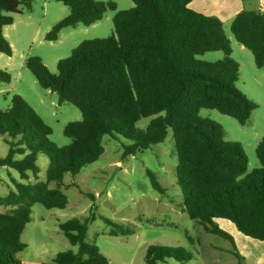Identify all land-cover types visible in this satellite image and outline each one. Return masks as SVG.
<instances>
[{
  "label": "trees",
  "instance_id": "1",
  "mask_svg": "<svg viewBox=\"0 0 264 264\" xmlns=\"http://www.w3.org/2000/svg\"><path fill=\"white\" fill-rule=\"evenodd\" d=\"M56 1L69 12L52 26L46 41H56L65 28L90 26L107 10H116L110 1ZM191 1L131 0V8L115 11L111 35L80 42L57 62L56 74L39 57L26 59L25 66L38 85L55 93L59 104L76 107L82 119L64 126L63 135L70 143L58 147L49 140L51 128L20 95H13L9 106L0 109V139L7 145L0 168L16 171L22 180L28 174L37 180L16 182L15 191L0 197V205L8 207L0 213V264H19L15 254L26 248L20 236L30 221L32 203L46 209L66 207L67 196L60 189L64 175H76L96 162L103 153L104 136L130 141L122 147L126 157L162 143L168 129L187 216L207 233L227 239L237 264L243 257L216 219L232 223L246 237L264 241V136L255 148L259 167L247 173L241 144L226 140L219 124L198 117L201 109H213L245 125L257 105L235 86L239 64L231 58L223 22L192 10ZM21 3L31 8L30 0H0V53L6 56H11L12 48L3 27L13 23L12 15L21 14ZM229 29L236 42L251 52L256 68H264V11L242 10ZM214 51H221L223 58L198 59ZM9 80V74L0 71V81ZM142 118L151 119L144 131H137L136 123ZM40 155L48 158L44 181L38 180ZM146 175L151 187L162 194L156 175L149 169ZM94 218L90 213L60 223L61 233L77 250L60 252L43 264H108L105 255L86 241ZM104 221L112 236L131 233L109 219ZM169 258L186 261L180 248L151 245L146 249V264Z\"/></svg>",
  "mask_w": 264,
  "mask_h": 264
},
{
  "label": "rangeland",
  "instance_id": "2",
  "mask_svg": "<svg viewBox=\"0 0 264 264\" xmlns=\"http://www.w3.org/2000/svg\"><path fill=\"white\" fill-rule=\"evenodd\" d=\"M95 1L113 2L116 5L115 11L133 6L131 0ZM30 2V9L21 3L18 7L21 14L12 15L13 23L3 27L12 54L6 56L0 53V71L10 76L9 82L0 81V109L9 106L13 95H20L51 128L49 140L61 147L70 143V139L63 135L64 126L71 121H80L81 113L69 103L59 104L55 93L41 88L26 68L25 61L37 56L51 73L56 74L57 62L68 57L80 42L104 38L113 33L112 17L115 11L107 10L100 21L90 26L78 24L65 28L56 41H46L45 35L54 24L66 17L69 9L56 0ZM229 25L224 24L223 29L229 40L231 58L239 64L235 86L257 106L245 125L213 109H201L198 117L219 124L225 132L226 140L241 144L247 157L249 173L259 167L255 148L264 136V68H256L251 52L236 42ZM223 56L221 51H214L204 53L198 59L214 62ZM150 119H140L136 123V130L144 131ZM128 143L130 141L121 137L115 139L106 135L102 140L103 153L96 162L84 166L76 175H64L60 188L67 196L64 209H46L39 203H32L30 221L20 236L26 248L15 254L17 260L39 259L51 262L60 252H75L77 248L63 236L59 224L72 218L84 219L94 213V220L88 224L86 241L105 255L108 264H146V249L151 245L180 248L186 258L184 262L169 258L155 264H232L234 258L230 253V242L204 231L184 210L176 183L177 156L171 129L167 130L162 143L124 157L122 147ZM6 153L7 145L0 139V158ZM37 164L40 168L38 180L44 181L48 158L40 155ZM147 169L156 175L163 188L162 194L151 187L146 175ZM36 181L31 174L22 180L16 171L2 167L0 197L15 191L16 182ZM7 209L0 205V213ZM104 219L111 220L121 229L129 228L131 233L110 235V226ZM216 223L225 232H228L227 226L234 227L222 219ZM234 245L239 251L235 242Z\"/></svg>",
  "mask_w": 264,
  "mask_h": 264
},
{
  "label": "crops",
  "instance_id": "3",
  "mask_svg": "<svg viewBox=\"0 0 264 264\" xmlns=\"http://www.w3.org/2000/svg\"><path fill=\"white\" fill-rule=\"evenodd\" d=\"M189 7L204 15L217 17L223 22V24H230L233 17L242 10L264 11V0H192ZM217 220L218 219L215 221L217 222ZM227 230V233L232 236L236 243L239 249L238 252L243 257L242 264H264V241H258L246 237L232 226H227ZM43 263L48 262L39 259L32 261H19V264ZM232 264H237L235 258Z\"/></svg>",
  "mask_w": 264,
  "mask_h": 264
}]
</instances>
